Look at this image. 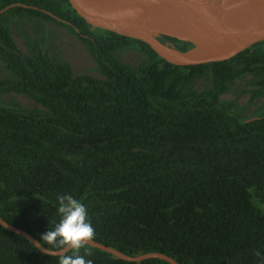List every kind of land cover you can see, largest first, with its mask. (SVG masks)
Segmentation results:
<instances>
[{"label":"trees","instance_id":"1","mask_svg":"<svg viewBox=\"0 0 264 264\" xmlns=\"http://www.w3.org/2000/svg\"><path fill=\"white\" fill-rule=\"evenodd\" d=\"M12 3L37 9L0 13V217L38 240L67 194L86 206L93 240L124 254L264 264V41L227 60L177 66L142 41L91 27L67 0H0V9ZM15 19L66 28L95 74L36 41L21 51ZM128 50L140 54L135 64L122 60ZM237 83L244 105L222 97ZM79 253L92 264H168L127 262L86 244ZM60 256L0 225V264Z\"/></svg>","mask_w":264,"mask_h":264},{"label":"water","instance_id":"2","mask_svg":"<svg viewBox=\"0 0 264 264\" xmlns=\"http://www.w3.org/2000/svg\"><path fill=\"white\" fill-rule=\"evenodd\" d=\"M71 9L93 28L110 31L123 37L142 41L160 58L177 66H188L230 59L251 45L264 41V0H67ZM232 2V4L230 3ZM20 6L12 3L0 9ZM109 7L103 12L102 8ZM225 7L236 14L226 18ZM42 12L61 21L55 15ZM168 37L191 46L184 51L176 49ZM0 225L18 234L40 252L60 256L66 248L44 249L36 246V239L23 229L9 224L0 217ZM86 245L97 248L127 262L159 259L168 264H179L161 252L127 255L110 246L91 240Z\"/></svg>","mask_w":264,"mask_h":264},{"label":"rangeland","instance_id":"3","mask_svg":"<svg viewBox=\"0 0 264 264\" xmlns=\"http://www.w3.org/2000/svg\"><path fill=\"white\" fill-rule=\"evenodd\" d=\"M34 20L31 23L23 21H15L12 25L14 31V39L18 48L23 52L28 50L35 40L45 47L50 54L62 56L64 59L71 62L76 71H87L90 74H95L92 71L94 67L93 60L83 48L82 44L68 31L57 27L52 22H44ZM36 35V38H32ZM140 54L133 50H128L122 55V60L128 63L135 64L139 59ZM243 83H237L236 88L222 95L225 99L238 98L239 105H244L247 102L248 94H241ZM14 97L22 105L28 106L29 102L22 96L14 95ZM5 98V97H4ZM9 97H6L8 99ZM260 104V99H256L253 105L257 107ZM264 208V206H260Z\"/></svg>","mask_w":264,"mask_h":264},{"label":"clouds","instance_id":"4","mask_svg":"<svg viewBox=\"0 0 264 264\" xmlns=\"http://www.w3.org/2000/svg\"><path fill=\"white\" fill-rule=\"evenodd\" d=\"M58 222L46 230L36 241L46 252L48 249L66 248L71 254L61 255L58 264H92L79 250L94 237V228L88 218L86 206L71 195L57 196Z\"/></svg>","mask_w":264,"mask_h":264},{"label":"flooded vegetation","instance_id":"5","mask_svg":"<svg viewBox=\"0 0 264 264\" xmlns=\"http://www.w3.org/2000/svg\"><path fill=\"white\" fill-rule=\"evenodd\" d=\"M61 20V19H60ZM15 21H18L17 19H15V20H13L12 22H11V24H10V29H11V33H12V37L14 38V31L12 30V25L14 24V22ZM20 21H23V22H26V23H31V21H25V20H20ZM32 21H34V20H32ZM38 21H40V20H38ZM42 23L41 24H44V22L43 21H41ZM49 22V21H48ZM61 22H65L64 20H61ZM54 25H56L57 27H60V28H62V29H64V30H66V31H68L66 28H64V27H62V26H59L58 24H55V23H53ZM69 32V31H68ZM70 33V32H69ZM72 34V33H71ZM73 35V34H72ZM74 36V35H73ZM75 37V36H74ZM32 38H36V35H33V37ZM76 38V37H75ZM36 39H38V38H36ZM77 39V38H76ZM15 40V39H14ZM39 45H41L40 43H39V40H35ZM16 43V42H15ZM18 47V46H17ZM23 51V50H22ZM49 52V51H48ZM66 60V59H65ZM68 61V60H67ZM69 62V61H68ZM70 63V65H71V67H72V69L74 70V71H76L75 70V68L73 67V65L71 64V62H69ZM6 97H8V96H5V98ZM256 99H258V98H256ZM255 99V100H256ZM260 99V98H259ZM254 100V101H255ZM253 101V102H254Z\"/></svg>","mask_w":264,"mask_h":264},{"label":"bare ground","instance_id":"6","mask_svg":"<svg viewBox=\"0 0 264 264\" xmlns=\"http://www.w3.org/2000/svg\"><path fill=\"white\" fill-rule=\"evenodd\" d=\"M230 3L232 4V2H230ZM102 11L107 13V12L109 11V7H104V8H102ZM235 14H236V13H235L234 11L230 10L229 7H225V8H224V11L222 12V15H223L224 17H226V18L233 17Z\"/></svg>","mask_w":264,"mask_h":264}]
</instances>
